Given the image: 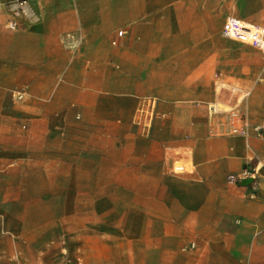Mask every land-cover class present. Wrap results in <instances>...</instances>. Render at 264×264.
I'll list each match as a JSON object with an SVG mask.
<instances>
[{
  "label": "crops",
  "instance_id": "1",
  "mask_svg": "<svg viewBox=\"0 0 264 264\" xmlns=\"http://www.w3.org/2000/svg\"><path fill=\"white\" fill-rule=\"evenodd\" d=\"M15 1L0 0V264H264V128L229 134L212 109L236 84L253 90L241 118L264 125V52L224 33L264 27V0ZM258 163L252 197L229 174Z\"/></svg>",
  "mask_w": 264,
  "mask_h": 264
},
{
  "label": "built area",
  "instance_id": "2",
  "mask_svg": "<svg viewBox=\"0 0 264 264\" xmlns=\"http://www.w3.org/2000/svg\"><path fill=\"white\" fill-rule=\"evenodd\" d=\"M26 4L25 0H17L12 2V5L17 7V10H22ZM16 10V11H17ZM231 20L225 25V35L227 38L248 44L250 46L258 47L264 52V27L259 24H254L253 27L246 26L245 22L239 24L238 34L229 33V25ZM13 27H17V22L14 20L11 24ZM253 25V24H252ZM256 32L254 29H256ZM124 31L120 30V34H123ZM261 75L264 76V63L261 67ZM230 90L234 93V96L229 99V101L224 104L212 105V109L219 113L221 125L223 126L225 132L233 135H242V133L255 130L258 134L263 133L264 125L254 126L246 119L241 118L239 107L242 105L244 100L252 93V89L248 90L244 87H240L236 84L229 85ZM22 94H19L18 97H22ZM259 168L260 163L256 164L254 168L245 167L243 171L239 173L229 174V178L232 182L235 183H246L251 191L250 195L255 197L257 195L260 178H259Z\"/></svg>",
  "mask_w": 264,
  "mask_h": 264
},
{
  "label": "bare ground",
  "instance_id": "3",
  "mask_svg": "<svg viewBox=\"0 0 264 264\" xmlns=\"http://www.w3.org/2000/svg\"><path fill=\"white\" fill-rule=\"evenodd\" d=\"M243 22H245L246 26H250V27H253L254 26V23L249 22L247 20L233 18V19H231V23L229 25V33L232 34V35L233 34H238L239 29H240V28H238V26H239V24H241ZM253 28H255V27H253ZM256 30H257V28L254 29L255 32H256Z\"/></svg>",
  "mask_w": 264,
  "mask_h": 264
},
{
  "label": "rangeland",
  "instance_id": "4",
  "mask_svg": "<svg viewBox=\"0 0 264 264\" xmlns=\"http://www.w3.org/2000/svg\"><path fill=\"white\" fill-rule=\"evenodd\" d=\"M255 49L257 50V49H258V47H255Z\"/></svg>",
  "mask_w": 264,
  "mask_h": 264
}]
</instances>
